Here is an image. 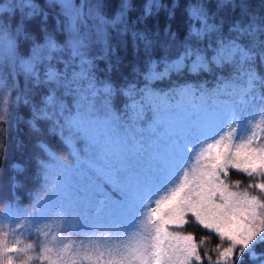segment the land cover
<instances>
[{"label":"snow or ice","instance_id":"snow-or-ice-1","mask_svg":"<svg viewBox=\"0 0 264 264\" xmlns=\"http://www.w3.org/2000/svg\"><path fill=\"white\" fill-rule=\"evenodd\" d=\"M46 6L59 7V16L63 20H57V28L68 33L71 54L79 57L82 67H86L71 83L87 78L89 91L99 92L106 100L117 91L111 83L97 81L94 67L84 60L88 41L81 28L88 18H95L98 22L96 38L103 44V59L110 60L116 54V49L109 43V28L121 38L122 44L126 43L123 37L130 35L133 47L143 48L147 59L143 73H138L145 81L141 92L150 93L149 86L153 81L166 79L173 73L186 70L198 74L231 66L235 75L225 83V91L233 99L190 134H181L163 177L132 193L133 202L138 207L127 222L88 225L62 209L49 215L48 199H37L33 206L36 215L12 204L4 205L3 212H0V264H15L16 258L9 255L11 253L18 254L19 264H32L33 260L40 264L45 261L47 264H80L81 245L85 253L89 248L96 253L95 256H83L89 264H96L105 254V264H245V256L253 261L258 259L256 247L264 244V76L258 74L256 68L257 65L264 66V15L251 11L248 0H216L215 11L211 10L209 0H194L185 8L186 38L177 45V34L171 31L170 25L165 26L163 39L158 28L155 31L135 28L136 23H142L161 8H167L159 0H147L141 16L131 27L128 23V12L132 8L130 0H120L118 11L110 20L101 14L104 5L99 2L77 5L74 0H46ZM177 7L179 5L173 3L168 10L169 20ZM225 10L230 13L238 11L239 15L226 20L221 15ZM37 18H40V30L44 33L43 44L35 43L33 35L26 30V22ZM47 19L48 13L36 0H15L8 11L0 8V51L6 54L0 57V123L5 126L20 121L15 110L24 105L31 110L32 118L27 121L31 131L39 133L41 129L37 122L51 119L50 108L55 103L54 89L52 94L38 102L28 89L20 91L15 76L5 74L8 64H18L33 85L69 86V81L62 79L55 70H48L43 80L37 72L40 62L60 50L47 30ZM13 21H16L14 25ZM226 22L229 37L227 40L218 39L215 54L209 59L206 49L199 47V43L214 35L219 36ZM20 39L33 41L28 60L16 56ZM157 47L166 53L178 47L177 55L174 59L164 56L154 60L152 53ZM118 63L119 57H116ZM97 83L101 85L99 88ZM136 91V85L131 83L125 85L123 94L132 97ZM180 93L189 95L190 90L185 87ZM6 136L7 127L0 131V157L6 156L3 151ZM36 147L47 154L49 160L55 161L51 167L41 162L45 193L51 198L60 188L61 177L57 172L63 173L67 169L46 144L41 142ZM12 168L15 172L24 171L20 165H12ZM230 169L249 178L246 187L241 189L242 178L231 179ZM10 180L16 187L15 176ZM188 224L208 229L215 233L218 241L209 248L205 245L214 237L203 236L197 242L193 234L175 231ZM25 232L33 239L32 243H24L20 238ZM9 234L14 237L11 241ZM66 234L84 239L71 240ZM225 240L227 246L223 243ZM30 252L38 254L30 255Z\"/></svg>","mask_w":264,"mask_h":264},{"label":"trees","instance_id":"trees-1","mask_svg":"<svg viewBox=\"0 0 264 264\" xmlns=\"http://www.w3.org/2000/svg\"><path fill=\"white\" fill-rule=\"evenodd\" d=\"M15 0H3L0 8L5 11L10 10V6ZM102 3L104 7L101 14L105 19H112L118 11L120 0H74L80 5ZM167 8H161L158 13L148 17L142 23H136V30L155 31L157 28L163 39L164 28L171 26V31L177 34V45L183 42L187 34L186 6L194 0H159ZM48 13L46 27L52 34L60 50L52 53L47 59L40 62L37 72L40 79L45 78L48 70H55L61 74L62 79L69 81V86L39 84L33 85L27 79L24 71L19 65L8 64L5 67V74L15 76V80L20 91L28 89L35 101H40L43 97L52 94L55 90V103L50 108L51 119L38 121L37 125L41 129L39 133L31 131L27 121L31 120V110L29 107L21 105L16 114L21 118L18 123L5 126L0 123V131L7 127V136L3 140V151L5 157H0V212H3L4 205L12 204L14 207L24 210L30 215H36L33 206L37 199L49 200L48 214L51 215L58 210L71 214L81 223L88 225L96 224H119L131 220L135 214L138 204H134L132 193L139 187L149 182H154L157 178H162L167 166L163 163L162 153L144 139L141 126L144 123L142 117H136L132 102L139 98L140 88L145 85L142 75L145 68V57L143 48L133 47L130 35L123 37L126 43H121V38L111 28L108 29L110 37L109 43L116 49L115 57L110 60L103 59V44L96 38L98 22L95 18H88L82 25V35L87 37V47L84 50V60L90 62L94 67V77L99 82L111 83L117 91L111 98L105 99L99 92L92 93L88 88L87 78L77 83H71L74 77L81 71V59L74 57L68 48L69 36L67 32L58 30L57 20H63L59 16V7L49 8L46 0H36ZM132 8L128 12L129 27L141 16L143 6L147 0H130ZM173 3L179 7L174 9V16L168 18V10H171ZM212 5L211 10L215 11L216 0H209ZM250 10L264 15V0H248ZM87 11V9H85ZM226 20H230L236 13L225 10L221 13ZM19 19V13L16 15ZM16 21H13V25ZM40 18L26 22V30L34 37L35 43H44V33L40 30ZM228 23L223 25L219 36L206 38L199 43V47L205 48L209 57L215 53L218 39L227 40L229 37ZM33 47L32 40L20 39L17 42L16 56L20 60H28L31 57ZM178 47H173L169 52L157 47L152 53V59L160 60L167 56L174 59L177 55ZM6 54L0 51V57ZM116 57L119 63L116 64ZM110 61L113 65L110 67ZM258 74L264 76V66L257 65ZM234 74L231 66L215 69L211 72L192 74L185 70L183 73H173L163 80H156L162 87L176 92L180 86L193 84L205 93L222 83L223 76ZM235 75V74H234ZM134 83L136 93L132 96L123 94L125 85ZM101 85L97 83V88ZM15 95V92L13 93ZM44 143L55 156L66 166V172H57L61 177L60 188L55 196L49 198L45 193V177L41 170V162L54 166L55 161L49 160L47 154L39 150L36 145ZM195 164V161L192 162ZM12 165H20L24 171L15 172ZM15 176L17 186L13 187L10 177ZM232 180L241 179V189L247 186L249 178L243 173L230 169ZM235 190V189H234ZM251 191L257 192V189ZM194 220V218H192ZM18 228V225H14ZM11 233V229H8ZM24 232V229H19ZM184 235L193 234L197 242L203 236H212L205 247H213L219 238L215 233L204 229L200 225L188 224L183 229H175ZM68 238L75 241L84 239L83 237L66 234ZM24 243H32L33 239L25 232L20 237ZM11 241L14 237L9 234ZM63 236H61L62 242ZM87 244L88 242L85 241ZM227 246L228 241H223ZM60 246L58 242L57 247ZM74 247H76L74 245ZM256 252L258 259L255 261L244 257L245 264H264V244L257 245ZM37 255L38 253H29ZM85 254L95 256L96 253L89 248L85 253L84 247L80 246V264H89L83 259ZM15 259V264H19L18 254H9ZM107 255L100 257L96 264H105ZM32 264H40L33 260ZM44 264H47L45 261Z\"/></svg>","mask_w":264,"mask_h":264},{"label":"rangeland","instance_id":"rangeland-1","mask_svg":"<svg viewBox=\"0 0 264 264\" xmlns=\"http://www.w3.org/2000/svg\"><path fill=\"white\" fill-rule=\"evenodd\" d=\"M233 77L234 74L223 76L222 83L210 89L209 93L191 83L180 86L173 92L156 81L150 84V93L140 91L139 98L132 102L134 115L144 119L141 126L143 137L161 151L160 158L166 166L170 162L178 138H182V133L190 134L216 110L232 102L233 97L226 94L225 83ZM144 87L145 85L140 90ZM185 87L190 90L189 95L180 93V89Z\"/></svg>","mask_w":264,"mask_h":264}]
</instances>
